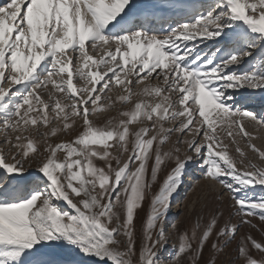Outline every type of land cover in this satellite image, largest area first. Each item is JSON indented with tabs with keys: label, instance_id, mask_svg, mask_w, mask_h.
Returning a JSON list of instances; mask_svg holds the SVG:
<instances>
[{
	"label": "snow or ice",
	"instance_id": "6c2138e0",
	"mask_svg": "<svg viewBox=\"0 0 264 264\" xmlns=\"http://www.w3.org/2000/svg\"><path fill=\"white\" fill-rule=\"evenodd\" d=\"M207 41L218 45L211 53L200 48ZM259 99L264 0H9L0 6V264H200L210 239L222 253L241 226L264 221V167L236 141L264 159L243 124L264 127L246 107ZM117 103L132 105L119 120L89 119ZM77 118L73 140L49 142ZM190 164L228 191L233 211L223 224L219 210L187 229L172 224L166 252L171 199ZM237 251L264 264V242L250 234Z\"/></svg>",
	"mask_w": 264,
	"mask_h": 264
},
{
	"label": "rangeland",
	"instance_id": "374dc122",
	"mask_svg": "<svg viewBox=\"0 0 264 264\" xmlns=\"http://www.w3.org/2000/svg\"><path fill=\"white\" fill-rule=\"evenodd\" d=\"M190 3L195 4L196 6H200L204 4L206 6L210 0H189ZM8 1H4L2 4H6ZM135 3L138 7H145L151 6L154 4V0H135ZM205 45L201 44L200 48L204 51L211 53L215 50V47L218 45H214V42L207 41L204 43ZM247 67V65H242L240 70H243ZM150 83L157 84L159 81L152 80L149 81ZM82 86V85H81ZM16 87H19L17 85ZM15 90V89H13ZM120 93L116 89H113L112 92L109 93L111 96H116ZM47 99L46 95L44 97ZM152 99V98H149ZM155 102V100H153ZM256 104L255 107H252L250 110L256 112L258 115H264V99H259L258 101H254ZM132 105L128 104H121L117 103L114 107L107 111H100L97 114H90L89 119L97 125H102L105 121L109 118L115 117L119 120L120 117L119 113L121 110H126L131 108ZM50 115H53L50 113ZM82 120L76 119L75 124L69 129L68 132H60L55 137H50L49 142L55 144L60 141H71L74 137L82 131ZM176 123V122H173ZM244 127L247 132L252 134L253 138L251 143L254 144L258 149L264 151V127H261L255 124L253 121L245 119L243 121ZM56 126L55 124H49L48 128L40 127L39 132L43 133L45 131H49L51 127ZM170 126V125H169ZM133 130H136L140 127L139 124H134L130 126ZM221 136H224V143L229 146V150L232 155H234L239 161L240 156L235 152L236 144H233L232 140L226 137L224 131L218 130ZM33 138L37 140H43L42 136H38L35 131L31 132ZM179 134H174L171 137V142L164 145V150L167 151L173 148V144L177 139ZM181 139H191V135H184L180 137ZM4 137L0 135V148H4L5 150L8 148V145L2 143ZM198 139H200L198 137ZM237 144L245 153V160L251 161L259 165L260 167H264V159H260L256 153L252 152L246 146V139L240 136L236 137ZM181 148V158H184L185 146L180 145ZM42 151V149H41ZM113 155L117 153L113 151ZM188 155H192L191 152L187 153ZM41 156H37L31 162V170H34L37 167V162L42 159ZM124 159L126 160L127 157L125 156ZM237 167L240 168L242 165L237 163ZM167 169L162 171L159 175L160 181L164 179ZM159 184L155 186L153 191L158 189ZM257 194L264 193V189H261L257 186ZM232 201L229 198L228 191L217 181L211 179H205L202 175V170L196 164H190L185 171V175L183 176V182L179 186L177 193L174 194L173 198L171 199L170 209L167 214V220L165 224L166 234L168 236V243L166 245V252H171L172 245L177 242V235L175 231L172 229L171 225L176 224L181 229L189 228L198 217L203 216L205 218V222L208 220L210 214L215 211L219 210L224 213V216L220 219V224H223L225 220L229 219V213L233 211L231 209ZM147 208V204H145V209ZM143 215V213H141ZM233 222L237 221V218L233 215L231 217ZM254 222V223H253ZM253 223V224H252ZM254 225L255 227H253ZM137 227L139 228V222H137ZM251 235L257 241L264 242V221H261L258 217L252 218L251 225L245 224L241 226L238 230L236 235V240L232 241L228 247L224 248L222 253H216L211 250V243L212 240L210 239L208 242V247L205 248L203 259L201 260L200 264H206L209 261L210 257L215 259V264H244L242 259H238V251H237V243L242 236ZM139 246V245H138ZM253 255L259 257V254L255 251Z\"/></svg>",
	"mask_w": 264,
	"mask_h": 264
},
{
	"label": "bare ground",
	"instance_id": "6f19581e",
	"mask_svg": "<svg viewBox=\"0 0 264 264\" xmlns=\"http://www.w3.org/2000/svg\"><path fill=\"white\" fill-rule=\"evenodd\" d=\"M4 1H8L9 2V0H0V6H3L4 5V4H2ZM203 45H205V44H203ZM255 106H256V104H254L253 102L246 105V107H248L249 109H251L252 107H255ZM173 146H174V144H173Z\"/></svg>",
	"mask_w": 264,
	"mask_h": 264
}]
</instances>
